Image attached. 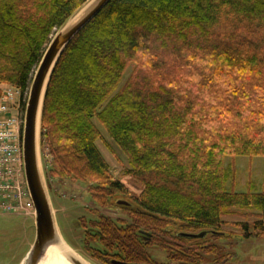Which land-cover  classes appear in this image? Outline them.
<instances>
[{
	"label": "trees",
	"instance_id": "trees-1",
	"mask_svg": "<svg viewBox=\"0 0 264 264\" xmlns=\"http://www.w3.org/2000/svg\"><path fill=\"white\" fill-rule=\"evenodd\" d=\"M85 2L0 0V98L6 85L26 93L53 35ZM94 118L140 195L113 176ZM42 124L50 189V179L80 181L94 201L93 218L78 222L94 258L155 264V245L172 263L230 260L227 226L264 235V191L252 178L238 190L234 162L264 157V0H112L64 51Z\"/></svg>",
	"mask_w": 264,
	"mask_h": 264
},
{
	"label": "rangeland",
	"instance_id": "rangeland-1",
	"mask_svg": "<svg viewBox=\"0 0 264 264\" xmlns=\"http://www.w3.org/2000/svg\"><path fill=\"white\" fill-rule=\"evenodd\" d=\"M131 70L132 66L125 73V80L129 77ZM23 113L24 110H22ZM94 122L102 132V138L98 139L96 144L108 162L113 176L123 180L132 195H140L143 187L126 175L129 166L125 155L99 120L94 118ZM231 161L233 160L229 157L227 162ZM234 162L238 167V190H247V183L252 178L256 189L264 191V157L241 156L234 159ZM44 164L46 169V164H48L46 156L44 157ZM50 183L56 219L67 243L91 263L109 264L90 255L83 244L84 228L79 226L78 222L79 220L83 221V217H87L88 220L92 219L91 209L95 207L94 201L88 193L87 185L76 180H63L58 183L56 180L50 179ZM101 211L112 217L122 215V213H117L114 210ZM227 219L229 221L242 220L240 217H228ZM34 221V217L25 214L4 215L0 213V264H20L22 262L35 241L36 227ZM230 230L236 234L231 239L220 240V244H222L223 252L234 254L233 258L219 262L216 260V256L206 255L201 264H264V235L245 239L241 236L239 229L227 226L226 231ZM253 230L252 228L251 231ZM148 251L157 264H178L170 262L166 253L158 246H149Z\"/></svg>",
	"mask_w": 264,
	"mask_h": 264
},
{
	"label": "water",
	"instance_id": "water-1",
	"mask_svg": "<svg viewBox=\"0 0 264 264\" xmlns=\"http://www.w3.org/2000/svg\"><path fill=\"white\" fill-rule=\"evenodd\" d=\"M112 0H87L54 34L34 73L25 107L23 124V158L25 177L35 208L36 237L20 264H43L51 249L70 264H93L83 258L63 237L56 219L43 157V111L48 87L64 51L74 38ZM127 201L120 200L119 204ZM180 233L187 238L205 235ZM111 264L129 263L113 259Z\"/></svg>",
	"mask_w": 264,
	"mask_h": 264
},
{
	"label": "built area",
	"instance_id": "built-area-1",
	"mask_svg": "<svg viewBox=\"0 0 264 264\" xmlns=\"http://www.w3.org/2000/svg\"><path fill=\"white\" fill-rule=\"evenodd\" d=\"M0 98V213L35 215L23 158V103L28 93L13 85L1 87Z\"/></svg>",
	"mask_w": 264,
	"mask_h": 264
},
{
	"label": "bare ground",
	"instance_id": "bare-ground-1",
	"mask_svg": "<svg viewBox=\"0 0 264 264\" xmlns=\"http://www.w3.org/2000/svg\"><path fill=\"white\" fill-rule=\"evenodd\" d=\"M43 264H70L65 258H62L58 255L57 251L55 249H51L46 262Z\"/></svg>",
	"mask_w": 264,
	"mask_h": 264
},
{
	"label": "flooded vegetation",
	"instance_id": "flooded-vegetation-1",
	"mask_svg": "<svg viewBox=\"0 0 264 264\" xmlns=\"http://www.w3.org/2000/svg\"><path fill=\"white\" fill-rule=\"evenodd\" d=\"M113 260V259H112ZM112 260H110V261H112ZM156 264V263H155Z\"/></svg>",
	"mask_w": 264,
	"mask_h": 264
}]
</instances>
